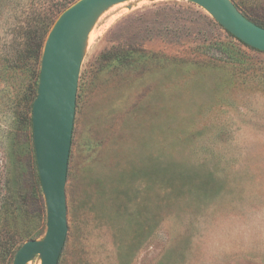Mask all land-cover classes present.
I'll use <instances>...</instances> for the list:
<instances>
[{
	"label": "rangeland",
	"instance_id": "1",
	"mask_svg": "<svg viewBox=\"0 0 264 264\" xmlns=\"http://www.w3.org/2000/svg\"><path fill=\"white\" fill-rule=\"evenodd\" d=\"M76 1L0 0V264L45 232L32 49ZM230 1L264 25V0ZM65 197L57 264H264V52L185 1L106 10L81 65Z\"/></svg>",
	"mask_w": 264,
	"mask_h": 264
},
{
	"label": "water",
	"instance_id": "2",
	"mask_svg": "<svg viewBox=\"0 0 264 264\" xmlns=\"http://www.w3.org/2000/svg\"><path fill=\"white\" fill-rule=\"evenodd\" d=\"M133 0H77L53 22L43 44L31 107L35 163L45 206V232L17 249L12 264H57L67 234L65 184L76 93L89 34L109 8ZM204 10L238 41L264 52V28L246 19L230 0H181Z\"/></svg>",
	"mask_w": 264,
	"mask_h": 264
},
{
	"label": "trees",
	"instance_id": "3",
	"mask_svg": "<svg viewBox=\"0 0 264 264\" xmlns=\"http://www.w3.org/2000/svg\"><path fill=\"white\" fill-rule=\"evenodd\" d=\"M64 9H66V8H64ZM64 9H62V11H63ZM252 22H254V23L257 24L258 26H261V27L264 28V25L259 24V23H256V21H252ZM52 24H53V23H52ZM52 24L50 23V24L45 25V26L43 27L42 31H41V34H40L38 37H36V38L34 39V46H33V49H32V50H33V57H34V59H38V60H40V58H41V52H42V48H43V44H44V41H45V37H46V35H47L49 29L51 28V25H52ZM217 26H218L219 28H221L222 30H224L220 25L217 24ZM224 32H225V33H226L231 39H233L234 41H236V42L239 43L240 45H242V46H244V47H247V48H249L250 50L257 51V50H255V49H253V48H250V47L246 46V45L243 44L242 42L238 41L236 38H234V37H233L231 34H229L227 31L224 30ZM230 45H231V44H230ZM231 46H232V45H231ZM232 47H233V46H232ZM257 52H259V51H257ZM129 61H130V56H122V57L120 58V64L123 65V66H125ZM36 90H37V89H35L34 94H33V97H32V99H31L30 109H31V106H32V102H33V100L35 99V96H36ZM39 219L41 220V216L39 217ZM41 225H42V224H41ZM39 235H40V233H39V234H35V235L31 236L29 239H30V240H37L38 237H39ZM24 243H25V241H21V242H20V241H17V242H15V243H12V244L10 245V248H9L8 252H7L8 256L11 257V258H13V256H14L15 252L17 251V249H18L19 247H21Z\"/></svg>",
	"mask_w": 264,
	"mask_h": 264
},
{
	"label": "bare ground",
	"instance_id": "4",
	"mask_svg": "<svg viewBox=\"0 0 264 264\" xmlns=\"http://www.w3.org/2000/svg\"><path fill=\"white\" fill-rule=\"evenodd\" d=\"M28 264H31V263H28Z\"/></svg>",
	"mask_w": 264,
	"mask_h": 264
}]
</instances>
